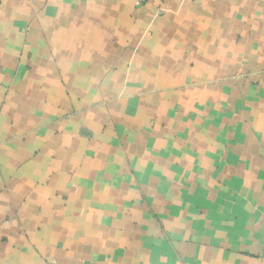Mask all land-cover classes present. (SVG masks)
<instances>
[{
	"label": "crops",
	"instance_id": "crops-1",
	"mask_svg": "<svg viewBox=\"0 0 264 264\" xmlns=\"http://www.w3.org/2000/svg\"><path fill=\"white\" fill-rule=\"evenodd\" d=\"M0 264H264V0H0Z\"/></svg>",
	"mask_w": 264,
	"mask_h": 264
}]
</instances>
